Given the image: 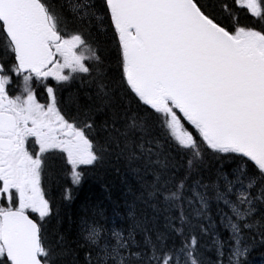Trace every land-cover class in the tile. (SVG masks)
Instances as JSON below:
<instances>
[{"label":"snow or ice","instance_id":"obj_1","mask_svg":"<svg viewBox=\"0 0 264 264\" xmlns=\"http://www.w3.org/2000/svg\"><path fill=\"white\" fill-rule=\"evenodd\" d=\"M124 173L123 223L91 206L69 239L55 190ZM257 247L264 0H0V264H253Z\"/></svg>","mask_w":264,"mask_h":264},{"label":"trees","instance_id":"obj_2","mask_svg":"<svg viewBox=\"0 0 264 264\" xmlns=\"http://www.w3.org/2000/svg\"><path fill=\"white\" fill-rule=\"evenodd\" d=\"M123 173V169L121 170ZM127 180L132 183L135 180L134 176L130 174H122L117 177L112 174L88 176L84 179L81 185L72 192L71 200H61L62 189L57 188L54 192L56 200L59 202L63 229L69 232V239H73L80 228V217L83 216L85 208L100 205L104 211L105 216L112 220L122 221V217L126 214L121 211L124 205L125 195L127 193V186L123 182ZM119 205L117 211L120 212L119 217L113 216V207ZM126 226V225H125ZM139 238V237H138ZM264 248L257 247L252 250L249 259L253 264H264Z\"/></svg>","mask_w":264,"mask_h":264}]
</instances>
